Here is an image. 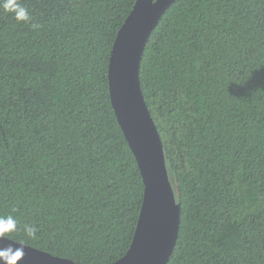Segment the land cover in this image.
Instances as JSON below:
<instances>
[{"label":"trees","instance_id":"trees-1","mask_svg":"<svg viewBox=\"0 0 264 264\" xmlns=\"http://www.w3.org/2000/svg\"><path fill=\"white\" fill-rule=\"evenodd\" d=\"M135 1L19 0L28 22L0 8L5 237L76 264L121 258L141 208L107 79ZM139 81L180 207L167 264H264V0H175Z\"/></svg>","mask_w":264,"mask_h":264},{"label":"water","instance_id":"water-1","mask_svg":"<svg viewBox=\"0 0 264 264\" xmlns=\"http://www.w3.org/2000/svg\"><path fill=\"white\" fill-rule=\"evenodd\" d=\"M174 1L136 0L117 32L109 56L110 104L143 183V199L130 246L111 264H167L178 237L180 207L169 180L163 145L139 81L147 40ZM9 246L23 250L16 264H76L5 236L0 238V250ZM0 264L4 262L0 260Z\"/></svg>","mask_w":264,"mask_h":264},{"label":"clouds","instance_id":"clouds-1","mask_svg":"<svg viewBox=\"0 0 264 264\" xmlns=\"http://www.w3.org/2000/svg\"><path fill=\"white\" fill-rule=\"evenodd\" d=\"M0 8L5 12L14 14V18L17 21L28 22L31 17L29 11L24 7L19 0H0ZM34 29L40 27L39 24H33ZM17 229V221L11 216L0 217V238H3L6 234L14 232ZM24 230L30 237H35L36 228L32 225H25ZM23 250L18 248L13 250L11 246L6 249L0 250V260L4 264H16V261L23 255Z\"/></svg>","mask_w":264,"mask_h":264}]
</instances>
